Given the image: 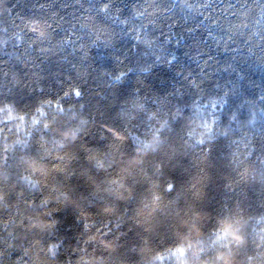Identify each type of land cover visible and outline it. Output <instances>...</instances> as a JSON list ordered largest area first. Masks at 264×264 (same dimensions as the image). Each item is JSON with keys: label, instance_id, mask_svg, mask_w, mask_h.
<instances>
[{"label": "snow or ice", "instance_id": "snow-or-ice-1", "mask_svg": "<svg viewBox=\"0 0 264 264\" xmlns=\"http://www.w3.org/2000/svg\"><path fill=\"white\" fill-rule=\"evenodd\" d=\"M113 7L111 0H101L99 10L108 14ZM26 23L35 37L32 44L49 39L48 24L42 17ZM96 31L93 27L92 32ZM0 32V47L24 41L23 29H15L11 35L7 27ZM144 43L151 46L152 41L145 39ZM125 75L121 72L114 79ZM4 79L5 88L21 83L15 73L11 77L6 73ZM193 84L199 87L195 81ZM74 91L77 96L83 94L78 87ZM138 93L139 89L135 94L121 93L114 97V104L94 112H85L84 105L66 108L59 99L21 105L14 98H0V208L15 207L19 214L9 217V222L18 220L27 244L21 245L18 264H58L66 241L58 235L60 221L53 207L59 211L61 206L85 222L73 250L76 259L67 264H129L132 254H139L141 264H158L165 253L172 264H264V209L252 215L239 202L233 207L221 204L219 210H213L210 226L205 211V189L213 175L226 169L235 173L228 177L230 184L258 182L264 191V127L256 166L250 163L256 145L245 137L233 142L236 150L225 164L211 157L219 118L205 115L204 105H194L186 118L180 108L174 113L163 111L167 96L158 99L153 108ZM218 101L227 103L224 98H210L208 103L216 108ZM258 118L264 124V108L251 110L247 123L254 126ZM231 119L239 122L238 113ZM176 120H186V139L181 137V143L170 135ZM92 129L102 135L86 140ZM219 131L226 138L232 132ZM192 149L200 153L196 163L186 159ZM166 170L167 177L161 179ZM35 192L40 193L38 201ZM97 218H101L100 227H96ZM113 221L116 231L121 225L131 227L116 236ZM161 233L173 237L172 247L163 252L152 246ZM8 236L12 242H4L0 257L9 255L7 249L20 240L15 231Z\"/></svg>", "mask_w": 264, "mask_h": 264}, {"label": "trees", "instance_id": "trees-1", "mask_svg": "<svg viewBox=\"0 0 264 264\" xmlns=\"http://www.w3.org/2000/svg\"><path fill=\"white\" fill-rule=\"evenodd\" d=\"M111 2L114 7L104 14L99 10L101 0H0V30L7 27L11 35L15 29H23L24 35L23 43L13 46L10 42L7 47H0V98L11 97L21 105L59 99L66 108L84 105L85 112H94L96 108L103 110V106L114 104V97L121 93L135 94L139 89L138 95L153 108L158 99L167 96L165 113L180 108L187 118L194 105H204L205 115L219 118L217 129L232 130L227 138L219 130L216 132V139L211 142V157L227 164L236 150L233 142L239 143V138L245 137L256 145L250 160L256 166L261 156L264 124L259 118L254 126L247 120L251 110L259 112L264 108V0ZM188 4L193 7H187ZM41 17L47 21L49 39L32 44L35 37L26 22ZM145 39L152 41L151 46L144 43ZM121 72L126 75L115 80ZM6 73L9 77L17 74L21 83L5 88ZM77 87L83 93L81 96L75 94ZM210 98H224L227 103L218 101L216 108H212L208 103ZM234 112L238 113L239 122L231 119ZM185 125L186 120L174 121L171 139L177 143L182 142L181 137L186 139ZM100 135L92 129L85 139L92 141ZM8 136L11 141L12 135ZM240 150L243 151L242 144ZM199 155L198 150L192 149L186 159L196 163ZM229 175H235L230 168L213 175L205 189L209 226L215 215L213 210H219L221 204L233 207L239 202L252 215L264 209V191L258 182L230 184ZM166 177L167 170L161 179ZM34 197L38 201L40 193L35 192ZM20 207L23 211L22 204ZM53 213L60 221L58 235L66 241L60 249L58 264H67L68 260L76 259L73 250L81 240L85 222L63 206L59 211L53 207ZM10 216H19L15 207L0 208V248L6 240L12 242L9 232L15 231L20 240L16 247L7 249L9 255L0 257V264H18L21 245L27 246L18 220L9 222ZM100 221L97 218L96 227H100ZM6 223H9L7 228ZM103 223L107 224V220ZM115 223L112 227L116 236L131 227V224L121 225L116 231ZM121 243H125L123 238ZM131 243L130 236L129 247ZM172 244V235L161 233L154 238L152 246L163 252ZM133 262L141 264L139 254H132L129 264ZM158 264L172 262L165 253V259Z\"/></svg>", "mask_w": 264, "mask_h": 264}]
</instances>
